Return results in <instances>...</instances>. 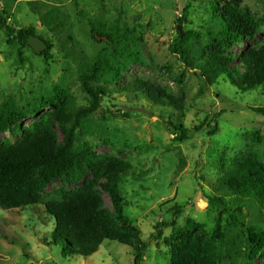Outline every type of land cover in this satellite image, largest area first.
<instances>
[{"label": "rangeland", "instance_id": "1", "mask_svg": "<svg viewBox=\"0 0 264 264\" xmlns=\"http://www.w3.org/2000/svg\"><path fill=\"white\" fill-rule=\"evenodd\" d=\"M212 1L0 0V103L13 97L19 106L34 104L59 85L72 96L76 108L87 106L89 96L81 90L79 74L92 66L104 47L92 38L88 18L120 19L141 38V63L125 64L124 58L111 54L112 64L124 63L121 79L110 84L91 83L102 86L106 97L98 110L81 121L74 142L84 156H113L129 163L118 189L126 202L124 213L129 226L145 242L138 264H172V248L180 244L177 235L189 219L199 224L192 233L205 240L219 264L258 263V259L252 262L248 257L244 228L264 229V204L242 196H226L229 212L220 224L223 237L215 239L218 210L206 196L232 168L234 159L247 161L264 173V115L251 109L264 107V88L242 90L222 77L209 84L205 76L171 50L178 36L189 32L192 34L186 42L191 53L213 50L210 32L216 25ZM218 1L220 6L232 5L254 17H264V0ZM228 11L226 8L223 16ZM6 26L14 30L33 28L37 37L51 42L47 70L44 55L30 46L22 49L23 62L19 61L20 45L7 42ZM263 37L264 26L257 38ZM253 42L244 39L229 54L240 58ZM190 59H194L192 54ZM139 80L181 99L184 115L172 107L151 103L144 93L137 92L134 85ZM51 110L42 109L41 114L0 133V144L17 142L26 129ZM217 112L218 128L213 134L207 129L191 130L186 138L177 140L166 125L169 113L174 120H185L192 129ZM53 128L59 132L56 123ZM79 169L78 182L69 183L64 175L49 184L40 197L60 198L64 192L93 182L102 205L112 212L110 197L102 188L104 180L93 178L83 158ZM175 205L180 207L177 215ZM172 220L173 226L157 232V223ZM52 225L41 205L0 208V264H134L137 243L124 245L108 239L90 256L63 257L60 245L54 244Z\"/></svg>", "mask_w": 264, "mask_h": 264}, {"label": "trees", "instance_id": "2", "mask_svg": "<svg viewBox=\"0 0 264 264\" xmlns=\"http://www.w3.org/2000/svg\"><path fill=\"white\" fill-rule=\"evenodd\" d=\"M225 7L229 11L223 16ZM186 11L187 6L181 18H185ZM211 13L216 25L210 32L212 51L191 53L186 41L192 32L186 33L184 37L179 35L172 43L171 50L187 66L205 76L209 84L222 77L242 90L258 86L264 88V37L257 38L264 26V17H254L246 9L232 5L220 6L218 0L211 2ZM88 24L92 35L96 32L104 47L92 66L79 74L81 90L89 96L87 106L76 108L72 96L59 85H55L51 94L42 96L34 104L19 106L13 97L0 103V133L13 130L29 116L41 114L42 109H52L42 115L40 122L26 129L20 140L13 144H0V208L8 210L41 205L43 212L53 222L51 235L54 244L60 245L63 257L74 254L90 256L98 250L103 240L108 239L124 245L137 243L134 264H138L145 242L138 236L136 229L129 226V219L124 213L126 202L118 189L120 179L130 168L129 163L113 156H84L74 147V142L81 121L98 110L102 98L106 97L102 86H92L91 83L110 84L121 79L124 63L118 61L112 64L109 57L111 54H115L116 58H124L125 64L141 63V38L120 19L93 17L88 18ZM5 30L8 43H19L18 59L22 63V49L29 46L28 37L36 35L34 29L14 30L6 26ZM92 38L97 39L94 35ZM244 39L254 42L240 58L229 54ZM45 43L47 48L41 55H44L47 70L52 44L50 41ZM191 54L193 61L190 59ZM134 86L139 90L137 92L144 93L154 105L172 107L181 116L184 115L181 99L170 92L144 80L137 81ZM251 109L264 115V107ZM172 116L167 114L166 125L177 140L186 138L191 130L198 132L207 129L208 133L213 134L218 128V112L192 129L186 126L185 120H174ZM211 122L214 124L211 125ZM54 123L59 132L53 128ZM81 158L95 180H104L102 188L110 197L112 212L102 205L93 182L64 192L60 198L40 197L49 184L64 175L69 183L78 182ZM231 165L232 168L218 179L214 191L206 196L218 210L215 239L223 237L220 224L223 215L229 212L226 196H242L256 200L260 205L264 204V173L242 159H234ZM179 208L178 205L174 206V215L180 212ZM237 211L242 212L239 208ZM228 216L236 221L235 216ZM174 224V220L170 223H157L155 228L160 233L162 227ZM198 227V223L189 219L184 230L178 233L180 244L172 248V264H219L205 240L192 233ZM244 234L250 260L254 262L258 259L257 264H264V229L246 226Z\"/></svg>", "mask_w": 264, "mask_h": 264}, {"label": "water", "instance_id": "3", "mask_svg": "<svg viewBox=\"0 0 264 264\" xmlns=\"http://www.w3.org/2000/svg\"><path fill=\"white\" fill-rule=\"evenodd\" d=\"M94 36L100 40L101 38L97 36V33H93ZM27 44L34 50L35 53L41 54L44 49L47 48V44L43 39L37 37L36 35H30L27 39Z\"/></svg>", "mask_w": 264, "mask_h": 264}]
</instances>
